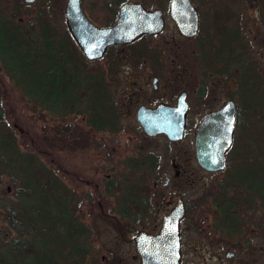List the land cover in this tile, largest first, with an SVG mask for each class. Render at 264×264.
Wrapping results in <instances>:
<instances>
[{
	"label": "flooded vegetation",
	"instance_id": "1",
	"mask_svg": "<svg viewBox=\"0 0 264 264\" xmlns=\"http://www.w3.org/2000/svg\"><path fill=\"white\" fill-rule=\"evenodd\" d=\"M67 1L60 10L61 34L73 41L66 25ZM188 2L189 13L176 15L175 21L170 0H79L84 18L97 29L114 27L127 5L159 12L162 25L158 33L141 34L125 45H106L91 60L73 41L83 73L105 82L95 86L100 93L94 119L91 116L95 130L86 123L91 109L85 107L83 91L77 135L81 141H98L99 156L105 151L106 160L95 170L104 173L114 191L112 173L128 174L125 206L106 220L115 236L133 250V263L141 264L138 235L158 236L163 220L180 202L177 264H264V116L261 103L247 100L246 85V77L264 75V0ZM48 20L53 28L49 16ZM227 105L233 107V124L225 164L206 171L197 163L196 133L207 116ZM178 108H184L179 140L147 134L141 126L160 121L153 111ZM67 136L69 146L72 136ZM116 152L124 153L123 160L113 159ZM247 163L254 167L249 187L242 175H250ZM197 188L200 193L192 196ZM166 189L173 193L165 195ZM108 264L130 263L117 255Z\"/></svg>",
	"mask_w": 264,
	"mask_h": 264
},
{
	"label": "trees",
	"instance_id": "2",
	"mask_svg": "<svg viewBox=\"0 0 264 264\" xmlns=\"http://www.w3.org/2000/svg\"><path fill=\"white\" fill-rule=\"evenodd\" d=\"M42 4L24 25L20 21L23 5L14 0H0V68L22 96L56 115L78 114L85 90V107L91 109L86 114V123L95 130L93 107L100 95L95 86L104 84V78L83 73L77 47L68 35L64 37L52 28ZM39 73L49 80L48 97L25 91L24 77ZM246 80L247 100L261 103L264 116V87L258 89L264 82L260 77ZM65 135L67 144L69 139ZM75 139L70 142L77 143ZM43 141L50 145L47 138ZM253 169L247 163L250 175L242 173L247 187L254 181ZM0 176L7 177L10 190L5 189L4 195L15 199L9 202L4 198L5 204L0 205L6 226L14 234L2 243L0 237L3 246L0 264H85L90 252L86 244L89 233L73 218L72 192L34 153L20 152L14 129L1 115ZM261 179L264 188V169ZM104 191L114 192L110 182H104Z\"/></svg>",
	"mask_w": 264,
	"mask_h": 264
},
{
	"label": "rangeland",
	"instance_id": "3",
	"mask_svg": "<svg viewBox=\"0 0 264 264\" xmlns=\"http://www.w3.org/2000/svg\"><path fill=\"white\" fill-rule=\"evenodd\" d=\"M14 1L23 5L20 21L24 25V22L32 17L38 6L40 7V4L43 3L49 19L53 22V28L58 34L63 33L60 10L64 5V0H33L31 4H24L22 0ZM167 26L169 27V25ZM167 32L162 38L167 36ZM262 61L264 65V59ZM260 78L264 82V75ZM48 83L46 75L39 73V75L24 77L23 85L25 91L30 95L39 94L48 97L50 91ZM0 115L14 129L20 152L34 153L38 160L50 168L72 192L73 218L89 233L86 244L89 245L90 252L85 258V264H108L117 255H121L130 264H137L132 261L133 250L115 236L108 224L109 220H106V218L113 219V212L117 208L121 209L125 206L122 203L129 197L127 192L130 186L128 174L126 172L112 173L111 178L116 182L115 191L111 193L104 191V173L97 172L95 166L106 160L105 151L100 156L98 155V141L94 138H90L87 142L81 141L77 135L79 113L56 115L40 109L35 103L20 94V90L14 87L10 78L0 68ZM65 134H70L72 136L70 138H76L74 141L77 143L72 144L71 142L67 146L64 143ZM43 138H47L50 145H46ZM60 140H62L61 143ZM123 155L122 152H116L113 159L117 157L123 160L121 158ZM0 182V205L5 204L2 201L4 198L9 202H15L13 197L4 195V190L9 189L6 184L7 177L0 176ZM171 191L166 189L164 194H172ZM199 193L200 190L197 188L192 196ZM188 196L190 195H184L185 198ZM163 202L161 201V205L164 206ZM2 211L3 209L0 207L1 243L14 236L6 226ZM1 243L0 251L3 249ZM263 258L264 254L261 258L262 261Z\"/></svg>",
	"mask_w": 264,
	"mask_h": 264
},
{
	"label": "water",
	"instance_id": "4",
	"mask_svg": "<svg viewBox=\"0 0 264 264\" xmlns=\"http://www.w3.org/2000/svg\"><path fill=\"white\" fill-rule=\"evenodd\" d=\"M31 4L33 0H22ZM191 7L188 0H170V14L177 21L176 15L188 14ZM67 30L88 60L98 58L106 45H125L141 34H155L161 29L162 21L159 12H146L139 5H127L121 8L118 20L110 29H97L84 18L79 0H68L66 10ZM195 23V22H194ZM193 24L191 30H194ZM155 116L162 118L157 123H142L147 134L163 133L169 140H179L184 128V108L158 109L153 111ZM171 123L169 120L171 119ZM233 124V107L226 106L217 113L207 116L199 125L196 139V159L198 165L206 171H216L224 167V152L231 142ZM183 212L178 202L170 214L163 220L158 236L151 237L143 234L136 238V249L141 264H177V220Z\"/></svg>",
	"mask_w": 264,
	"mask_h": 264
}]
</instances>
